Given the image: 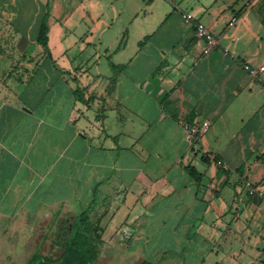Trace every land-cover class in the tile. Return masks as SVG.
Masks as SVG:
<instances>
[{
	"label": "crops",
	"instance_id": "obj_1",
	"mask_svg": "<svg viewBox=\"0 0 264 264\" xmlns=\"http://www.w3.org/2000/svg\"><path fill=\"white\" fill-rule=\"evenodd\" d=\"M112 1L0 0V234H33L87 206L98 186L102 211L124 204L131 245L144 236L150 244L172 221L171 235L212 254L246 234L235 261L247 248L248 264H264V197L246 187L264 192V84L244 68L264 66V18H252L264 0L239 7L234 26L233 0L185 10L178 0H142V19L135 12L122 35L124 62L109 58L123 66L113 78L72 63L67 46L80 43L81 55L102 44ZM188 13L220 39L208 56ZM44 21L50 53L37 40ZM181 121L209 126L190 146ZM158 256L154 264H170L167 250Z\"/></svg>",
	"mask_w": 264,
	"mask_h": 264
},
{
	"label": "rangeland",
	"instance_id": "obj_2",
	"mask_svg": "<svg viewBox=\"0 0 264 264\" xmlns=\"http://www.w3.org/2000/svg\"><path fill=\"white\" fill-rule=\"evenodd\" d=\"M149 0H146L148 2ZM161 7L164 6V0H161ZM176 1V0H175ZM197 0H178L177 6H181L182 9L189 8L188 4H193ZM215 1V0H213ZM214 8L230 0H217ZM249 0H233L231 6L227 11V15L233 16V13L238 10L239 7L247 4ZM145 4L142 0H113L110 12L106 17V21L111 26L110 30L105 33V39L102 44L96 42L88 47V50L80 55L81 44L67 45L71 48L70 58L71 62H84L85 67L89 70L98 69L101 72H107L111 77L114 73L110 68V60L116 62H124V42L122 35L128 29L132 16L135 12L141 14L142 19L143 11L145 10ZM114 7V8H113ZM113 8V9H112ZM247 11L251 8L247 6ZM261 16V17H260ZM233 17H237L234 15ZM260 20L264 18V8L260 12L253 14L254 20ZM238 18V17H237ZM232 19V18H231ZM230 19V20H231ZM239 21V19H238ZM125 24V25H124ZM111 40V41H110ZM110 41L111 43H108ZM87 48V47H86ZM109 49V52L106 50ZM118 55H115V53ZM91 54L92 57L89 55ZM74 55H79L80 59L77 61L74 59ZM57 62L56 60L54 63ZM62 62V61H61ZM80 62V61H79ZM111 73V74H110ZM113 78V77H112ZM42 83V77L34 76L32 85L38 87ZM44 83V82H43ZM73 84V82H72ZM85 205H75L74 212H67L57 216L56 220L44 221L42 227L34 229V233L30 235H24L23 229L17 230L16 235L0 234V264H27L30 257L39 251L43 254H55L59 255L62 248L61 243L64 241V237L59 238V234L62 232V227H65V231L68 232L73 224L75 217L86 208ZM107 216L102 222V226L105 228L103 232V245L100 248V256L94 264H139L142 261L156 262L162 251L167 250V256L170 258V264H203L202 260H205L204 264H248L249 255H252L247 248H245V254L248 256H241V260L235 261V257L240 255V250L244 249V245L247 247L248 236L242 234L239 236H230V242L222 247H214L215 252L212 254L207 249L213 248L211 245H204L203 247L198 245H188L186 237L173 236L169 229V224L172 221H168L166 229L156 232L154 240L150 244H144L147 238L144 236L143 241L139 245H131V243L124 240V231L121 230V225L124 222V204L120 209L106 210ZM248 220L241 218L240 227L248 226ZM51 225V226H50ZM50 226V227H47ZM62 228V229H61ZM158 242V244H157ZM155 243L157 245H155ZM142 249L141 251H134ZM181 250V251H179ZM161 251V252H160ZM160 252V253H158ZM248 257V258H247ZM242 258L244 259L242 261Z\"/></svg>",
	"mask_w": 264,
	"mask_h": 264
},
{
	"label": "trees",
	"instance_id": "obj_3",
	"mask_svg": "<svg viewBox=\"0 0 264 264\" xmlns=\"http://www.w3.org/2000/svg\"><path fill=\"white\" fill-rule=\"evenodd\" d=\"M48 25L43 22L38 34V43L43 46L47 53L48 48ZM110 67L116 74L117 70L123 66L110 64ZM219 159V158H215ZM195 177V171L192 170ZM98 186L94 190V197L87 207L75 217L73 224L68 232L62 227V236L65 238L61 243L62 248L59 255L43 254L36 251L28 260L27 264H94L100 256V248L103 245V232L105 228L102 226L104 218L107 216L106 211H102L101 204L98 203L97 197ZM140 264H154L152 262L143 261Z\"/></svg>",
	"mask_w": 264,
	"mask_h": 264
},
{
	"label": "built area",
	"instance_id": "obj_4",
	"mask_svg": "<svg viewBox=\"0 0 264 264\" xmlns=\"http://www.w3.org/2000/svg\"><path fill=\"white\" fill-rule=\"evenodd\" d=\"M184 19L186 21H191L195 27L196 36L204 41L205 47L203 54L205 56L210 55V53L220 45L219 37L215 36L199 19L194 15L188 13L184 14ZM238 21L237 17H233L230 21V26H234ZM244 68L258 81L264 84V66H261L257 69L252 68L249 65H245ZM181 127L183 128L186 134V141L190 146H193L203 135L204 131L208 128L209 122H204L201 126H196L190 124L186 121L180 122ZM215 164L225 170L229 171L230 166L226 161L221 159H214ZM246 187L248 190V195L251 197L263 198L264 192L255 187L254 183L251 181L246 182Z\"/></svg>",
	"mask_w": 264,
	"mask_h": 264
}]
</instances>
